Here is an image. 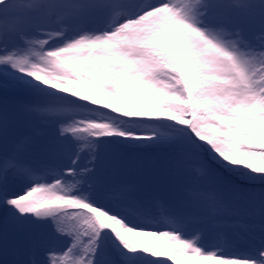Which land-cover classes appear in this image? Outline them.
I'll use <instances>...</instances> for the list:
<instances>
[{
	"label": "rangeland",
	"instance_id": "obj_1",
	"mask_svg": "<svg viewBox=\"0 0 264 264\" xmlns=\"http://www.w3.org/2000/svg\"><path fill=\"white\" fill-rule=\"evenodd\" d=\"M0 42L7 100L77 91L74 60L132 94L49 122L0 103V264H264V0H0ZM115 178L186 220L127 227L97 199Z\"/></svg>",
	"mask_w": 264,
	"mask_h": 264
},
{
	"label": "trees",
	"instance_id": "obj_2",
	"mask_svg": "<svg viewBox=\"0 0 264 264\" xmlns=\"http://www.w3.org/2000/svg\"><path fill=\"white\" fill-rule=\"evenodd\" d=\"M87 61L86 63H89L91 61ZM76 63L75 67V73L73 74L72 78L76 80V83L80 85L78 87L77 91L74 92H67L65 90H57L54 94H45L43 90H39L41 87H45L46 85L53 86L54 89H57L58 87V80L61 78H54L52 80L48 81H39L35 84V86L32 88V90L28 88H22L20 91L12 92L9 96L12 97V99L7 100L4 96L0 95V103H2V107L6 110L14 108L16 105L19 106L18 109L12 111L9 113V118L13 119L15 117H23L26 119L25 110L26 107L29 109H34L37 113H39L44 121H47L49 117L56 116L57 119L58 116H68L73 114L74 112V106L77 104L79 105V110H94L98 109L95 106L87 104L86 106L83 104H80L78 100L82 99V97L86 93H90L89 99L92 100L94 103H100L99 99L102 103L100 108L98 110L100 111H111L116 112L117 110L114 108V106L118 103L120 110H123L125 108V102L129 101V97L132 94H126L124 96H121L122 93L114 92L116 95L114 98L108 96V93L110 91L109 85L110 83L107 82L108 76L106 77H96L91 72L86 70L85 72L80 73L81 68H85L82 60H74L70 62L68 66H66V70H68L69 66H73ZM103 66V65H102ZM104 67V66H103ZM261 69L264 71V62L262 63ZM82 74V76L78 74ZM87 77L88 82L82 81L81 78ZM101 78L104 79V81L101 80ZM48 82V83H47ZM113 82V81H111ZM88 85V88H87ZM124 90V87H122V92ZM1 93V92H0ZM190 95L192 97L191 101V113L195 114L196 110L194 107H196L197 102L195 100V93L193 90L190 91ZM132 97V96H131ZM166 98V97H165ZM145 103L143 102L139 107L136 109L131 110L129 113L130 115H141L145 116V112L143 111ZM150 106H153L154 110H149L146 113L150 115L149 117H154L157 119H166L168 120L169 113L167 112H161V108L156 107L155 103H149ZM190 113V112H189ZM37 114V115H39ZM60 121L58 120V123ZM44 123V122H43ZM55 128H52L51 130H54ZM57 133H55L56 135ZM102 134L99 130L91 128L90 130H86L83 132L79 139L83 138H90L91 140ZM102 136V135H101ZM103 137V136H102ZM75 138V137H73ZM104 138V137H103ZM113 148L112 150H117L119 148L118 144L113 142L111 143ZM61 150V149H60ZM57 147L54 148V151L56 153H59V159L62 161H69L68 154L65 152H61ZM149 162V161H148ZM147 162V163H148ZM162 164V161H160L157 165ZM103 185L100 190H98L97 199L100 201V205L102 208L108 207H121L125 211L129 210L130 216L134 215L136 211H138L140 208L145 209V215H162L163 212H165L168 208V206L165 205V202L163 199H156L154 197H151L149 194L144 193L142 190L139 189H130L129 187H126L125 184L122 183V180L119 181V178H115L113 182L109 181H102ZM106 193L110 194L107 195ZM114 193L121 194L120 196H113ZM101 198H100V197ZM123 202V204L121 203ZM128 212V211H127ZM190 219H193L190 217ZM121 220L124 222V224L127 227L131 226L129 225V219H128V213L124 214L121 218ZM175 223V221H173Z\"/></svg>",
	"mask_w": 264,
	"mask_h": 264
},
{
	"label": "bare ground",
	"instance_id": "obj_3",
	"mask_svg": "<svg viewBox=\"0 0 264 264\" xmlns=\"http://www.w3.org/2000/svg\"><path fill=\"white\" fill-rule=\"evenodd\" d=\"M193 264V263H192Z\"/></svg>",
	"mask_w": 264,
	"mask_h": 264
}]
</instances>
